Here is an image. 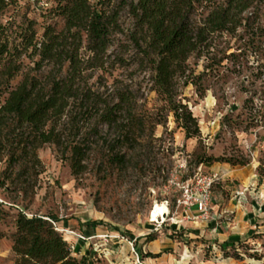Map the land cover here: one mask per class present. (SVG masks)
<instances>
[{"label": "rangeland", "instance_id": "1", "mask_svg": "<svg viewBox=\"0 0 264 264\" xmlns=\"http://www.w3.org/2000/svg\"><path fill=\"white\" fill-rule=\"evenodd\" d=\"M120 1L112 0V3ZM31 8L19 3L0 15V25L8 28L12 45L19 42V33L30 23L37 40L48 25L56 31L62 28L59 16ZM119 15L121 29L126 31L130 19L126 11ZM29 52L19 58L22 72L33 68L37 59L29 58ZM232 53L234 57L231 58L228 55ZM80 55L86 59L88 54L82 49ZM115 56L121 59L117 64L112 63ZM263 56L264 36L259 32L252 38L243 34L240 39L228 35L215 37L207 57L190 56L187 65L192 84L186 87L178 84L176 91L198 122L200 140H185L170 115L164 126L152 127V121L162 120L161 102L152 91V72L149 66L138 62L123 35L113 38L104 58L105 70L88 71V84L104 96L115 90L129 95L131 113L140 122L138 128L128 131L136 142L126 146L120 144L128 118L123 113L120 118L122 128L106 129L97 125L94 130L97 134L91 137L94 120L79 122L82 126L76 139H87L91 145L85 152L83 168L76 175L71 174L64 148L57 149L50 144H44L36 151L38 164L28 160L6 169L4 161H0V264H13L11 252L5 253L8 242L11 246L10 236L18 210L28 216L65 221L60 225H66L70 230L86 226L96 228L95 237L83 245L84 255L73 256L83 264H157L155 260H141L140 255L149 249L162 256L158 264H169L167 259L172 257L174 264H264V216L246 225L251 229L243 232L240 240L243 245L237 249L242 262L230 257L231 245L217 243L209 236L188 235L192 231L190 226L202 221L208 223L214 218L219 226L223 221H233L234 227L242 228L243 225L238 226L242 220L235 217V212L221 213L219 217L213 215L214 209L219 210L230 198L234 199L237 194L231 193L233 184L245 185L246 197L255 194L261 185L264 190ZM19 80L20 74L9 82L10 86H15ZM3 87L2 84L0 104L5 97ZM65 135L70 138L73 132L69 134L66 130ZM119 152L126 155L124 163L109 164L108 157ZM203 152L213 157L243 161L246 165L227 164L224 167V163H213L198 166L194 154ZM23 165L27 171L21 175ZM213 176L216 180L210 186V218L203 220L194 204H182L184 194L181 189L188 186L191 192L188 195L197 196L204 189V178ZM226 182L230 183L231 190L224 187ZM157 213L163 215L162 224L158 220L159 225L149 221L150 218L154 220ZM148 234L155 235L157 240L151 248H147L143 240ZM165 238L179 244L171 249L169 241L163 242ZM220 249L229 257L223 256Z\"/></svg>", "mask_w": 264, "mask_h": 264}, {"label": "trees", "instance_id": "2", "mask_svg": "<svg viewBox=\"0 0 264 264\" xmlns=\"http://www.w3.org/2000/svg\"><path fill=\"white\" fill-rule=\"evenodd\" d=\"M46 1L48 7L40 12L59 16L63 22L60 30L48 25L37 40L30 23L19 33V42L12 45L8 28L0 25V86L4 85L5 94L0 104V161H4L6 169L28 160L38 164L36 151L50 144L64 148L71 174L76 175L82 170L85 152L91 145L87 139H76L82 126L79 122L94 120L91 137L97 134L94 132L97 125L122 128L120 118L126 113L128 118L120 144L136 142L128 131L138 128L140 122L131 113L129 95L115 90L104 96L88 84V71L105 70L104 58L117 35H123L138 62L149 66L152 72V91L161 102L162 120L150 124L164 126L170 115L185 140H200L198 122L176 91L178 84L181 87L192 84L187 65L190 56L207 57L213 39L218 36L240 39L243 34L252 38L257 32L264 36V0ZM19 3V0H0V15ZM121 11H126L130 19L126 31L119 23ZM82 49L88 54L86 59L80 55ZM28 50V57L37 59L33 68L22 72L19 58ZM228 56L232 58L234 54ZM120 60L115 56L112 63ZM19 74L20 80L11 87L9 82ZM66 130L69 134L72 131L73 136L66 138ZM109 157V164L120 165L126 155L119 152ZM194 158L198 166L246 165L243 161L204 152L195 153ZM26 171L23 165L21 175ZM56 222L54 217L28 216L18 210L10 236L13 264H83L71 256L66 241L55 229ZM155 240V235L145 236L146 243ZM242 245L236 241L230 247V257L237 262L243 261L237 253ZM220 252L229 257L223 249ZM140 257L153 259L158 255L145 253Z\"/></svg>", "mask_w": 264, "mask_h": 264}, {"label": "crops", "instance_id": "3", "mask_svg": "<svg viewBox=\"0 0 264 264\" xmlns=\"http://www.w3.org/2000/svg\"><path fill=\"white\" fill-rule=\"evenodd\" d=\"M223 166L225 167V166H227V164H223ZM231 171H233V170H231ZM245 180H246V178H245ZM247 181H248V178H247ZM233 185H234L233 186L234 191H231L233 196L238 192H243L242 196L244 197V200H242L241 197L239 198V200H237L235 198L236 196H234V199L230 198L229 201H227L226 206L222 205V207H220L219 210L216 207L214 209L213 215L215 216L218 214V216L220 217L221 213H225V212L233 213V212H235V217L242 220L241 223H238V226L243 225V227L242 228L234 227L235 222H233V221L231 223L223 221L222 223H220V226H219L216 222V219L214 218V219L208 221V223L202 221V222L196 223V225L190 226V228H191L190 230H192V231H190L191 233H189L188 235L192 236L194 234L195 235L194 237H196V238H200V237L206 238L209 236L208 238H213L214 240H216L217 243H224L225 245H231L236 241L242 240L241 236H242V234H244L243 232L245 230L251 229V227H246V225L248 223H251V221H256V218H260L261 216H264V190H262V188H261L262 185L257 188V190L255 191V194H253V195L248 194L247 195L250 197H246V195H245V193H246L245 188H247L245 185H242L240 183L238 185H235V184H233ZM224 187L227 188L228 190L232 189L229 182H226ZM248 198H250L249 201H248ZM217 202L218 201H216V204H217ZM218 204H220V203H218ZM56 223L60 228H68L66 225H60V224H64L65 221L56 222ZM259 223H261V222H259ZM255 228L258 229V228H261V226H256ZM72 231L83 235L87 239H90V238L95 237L94 232H96V228H90V227L86 226V227L81 228L80 230L77 229V230H72ZM66 238L68 240H70L71 242H73L71 237H66ZM143 240L145 241V237L143 238ZM156 241L157 240L150 242V243H146L147 248H151L150 246H152V244H154ZM167 241H169V244H170L169 248H171V249H173L177 244H179V243H177L176 240H171V238H165L163 240V242H167ZM84 249H85L84 246L80 247L78 256L84 255V253H85V251L83 252ZM9 253H10V244L8 242V249H7L5 254H9ZM145 253L158 255V253H156V251L153 252V251H150V249L147 250V252H145ZM86 254H88V253H86ZM161 257L158 255L157 258H153V259L144 258L141 260H145V259L155 260V261H157V264H158V260H160ZM0 258H1V256H0ZM172 259H173V257H172ZM172 259L171 258L167 259L169 264L175 263V261Z\"/></svg>", "mask_w": 264, "mask_h": 264}, {"label": "built area", "instance_id": "4", "mask_svg": "<svg viewBox=\"0 0 264 264\" xmlns=\"http://www.w3.org/2000/svg\"><path fill=\"white\" fill-rule=\"evenodd\" d=\"M5 1H8V0H5ZM19 2L20 3H27V4L31 5L32 7L38 8L40 10L48 7V3L46 0H19ZM214 180H216L215 176L208 178V179L204 178V180H203V183L205 184L204 189L197 196L188 195V194H191L188 186H182V189H181L183 191V194H184L183 195L184 200L182 201V204L187 205V206L194 204L195 208H196V212L199 215V218L203 219V220L210 218L209 217V207H208L209 202L212 198L211 192H210V186L214 182ZM236 194H237L236 197H238V198L243 197L242 192H238ZM0 203H1V201H0ZM164 210H165L164 217H166L167 216L166 205L164 206ZM158 220H160V223L162 224L163 219H162L161 214H159L158 217H155L154 220H151V218H150L149 221L153 224L159 225ZM53 224L55 226V229L62 235V237L66 241L71 256L78 255L80 247L83 246L88 239L85 238L83 235L76 233L70 229L60 228L57 225V223H53ZM66 237H71L73 242L68 240Z\"/></svg>", "mask_w": 264, "mask_h": 264}, {"label": "bare ground", "instance_id": "5", "mask_svg": "<svg viewBox=\"0 0 264 264\" xmlns=\"http://www.w3.org/2000/svg\"><path fill=\"white\" fill-rule=\"evenodd\" d=\"M159 214H161V215H162V213H157V214H156V215H157L156 217H158V215H159ZM162 216H163V215H162Z\"/></svg>", "mask_w": 264, "mask_h": 264}]
</instances>
